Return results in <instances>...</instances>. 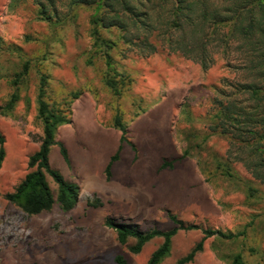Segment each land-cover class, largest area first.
Instances as JSON below:
<instances>
[{"label":"rangeland","instance_id":"rangeland-1","mask_svg":"<svg viewBox=\"0 0 264 264\" xmlns=\"http://www.w3.org/2000/svg\"><path fill=\"white\" fill-rule=\"evenodd\" d=\"M67 1L56 3L60 21L49 23L39 18L34 0H0V106L13 93L19 97L11 112L0 115V132L5 137L0 168V264H116L119 255L127 264H147L162 239H153L133 254L129 247L135 241L119 244L116 233L103 221L111 217L145 232L169 231L175 225L168 212L199 229L178 231L170 256L161 264H176L190 253L204 229L243 234L233 240L207 238L189 264H230L237 254L244 264H264V184L253 179L240 162L230 163L233 176H226L228 139L219 135L204 139L212 100L222 81H235L237 74L221 58L203 71L199 64L159 44L155 54L142 57L136 47L118 40V32L103 31L104 37L117 40L110 54L116 71L128 81L125 88L118 86L122 93L116 99L104 83L103 50L92 37L93 8L76 6L70 11ZM41 77L44 100L70 119L69 127L77 128L78 115L83 117L77 112L79 101H86L91 112L84 132L91 131L94 119L110 123L115 113L129 123L128 138L135 149L126 143L122 153L132 150L135 157L129 163L122 154L117 166L129 163V170L104 180L107 185H122L114 195L108 191L111 198L93 193L88 188L92 183L81 181L82 177L84 189L69 212L55 203L49 212L27 216L4 198L31 170L28 158L41 144L42 123L37 117ZM156 103L165 108L161 127L155 128V121L148 119L133 124ZM92 148L91 140L66 144L70 153V164H66L55 145L49 163L65 179L73 176L79 183L74 170L81 160L78 152ZM164 162L172 166L162 168ZM47 180L56 197V185ZM97 200L102 206L87 205Z\"/></svg>","mask_w":264,"mask_h":264},{"label":"trees","instance_id":"trees-1","mask_svg":"<svg viewBox=\"0 0 264 264\" xmlns=\"http://www.w3.org/2000/svg\"><path fill=\"white\" fill-rule=\"evenodd\" d=\"M40 19L54 23L60 21L56 3L60 0H34ZM67 7H91L90 18L94 44L103 50L107 66L104 83L116 99L128 84L127 76L115 69L110 52L117 48V40L106 38L103 31L115 30L118 40L136 47L138 55L150 56L158 50V44L168 52L199 64L207 71L221 58L229 71L237 74V80L222 81L218 96L212 100L206 117L207 140L212 135L223 136L229 141L225 174L232 177L230 163L240 162L252 178L264 184V0H68ZM72 17V16H71ZM64 18V17H63ZM159 42V43H158ZM24 66L22 75H25ZM116 77H120L118 81ZM121 85L122 89L118 88ZM44 78L41 77L37 93V117L42 123L43 137L39 149L28 158L31 169L4 198L27 216H36L52 210L55 203L64 212L71 211L78 202L80 187L65 179L51 167V147L59 146L60 154L67 164L70 159L65 146L55 141L58 127L70 124V119L44 100ZM76 98V97H75ZM19 101L13 93L0 115L11 112ZM112 126L122 133L121 142L135 145L128 138L127 122L115 113ZM5 137L0 132V168L5 157ZM120 150L111 157L105 175L111 176V165L119 159ZM164 162L162 168L171 167ZM56 185V197L47 178ZM250 191L253 189H249ZM88 206H102L100 200L88 201ZM175 227L169 231L157 228L142 231L137 225L106 217L103 225L116 233L119 244L129 240L133 254H139L153 239H162L161 245L151 254L147 264H161L170 256L172 239L178 231L199 229L187 225L176 215L168 212ZM203 238L176 264H189L203 250L207 238L218 237L233 240L243 233H224L221 230L204 229ZM116 264H127L123 256H117ZM230 264H244L237 254Z\"/></svg>","mask_w":264,"mask_h":264},{"label":"crops","instance_id":"crops-1","mask_svg":"<svg viewBox=\"0 0 264 264\" xmlns=\"http://www.w3.org/2000/svg\"><path fill=\"white\" fill-rule=\"evenodd\" d=\"M76 106L79 107V110L77 112L83 115V117L81 118L78 115L80 119L79 126H77V128L74 129L69 127L70 124H66L58 127L55 135V141L62 143L66 148V144L74 145L76 142L79 144L81 142H86L88 140H91L93 142V148L89 150L87 149L86 151L82 149L79 150L78 153H80L81 160L78 163L79 166H77V169H74L77 170L76 172L79 174V183L73 180V176L72 178H69V181L76 182L80 187V192L82 193L84 189V186H82L80 182V178L82 177L81 181H87L92 183L91 186H89L88 188L93 193H96L101 197L106 196L108 198H111L112 195H114L116 191H118L121 188L122 185L104 184V180L107 179L105 175V170L111 161V157L114 156L119 150H120L119 158L122 157V154H125L122 152L124 151L123 149L126 146V142H121L122 133L118 129H115L112 126V122L106 124L103 123L101 120L96 121L94 119V125L91 131L84 132L85 125H89L88 122L90 121V116H89V114L91 113L90 107L86 101L84 102L79 101ZM162 106H163L162 103L154 104L150 109L142 113V116L137 117L136 120L133 122V124L140 119H146V120L148 119L149 123L151 122V120L153 123L155 121L154 123L155 128L161 127L162 125L161 122H163V119L165 118L166 115L164 111L165 108H163ZM114 116L115 114L113 115V117ZM130 125L132 124L130 123ZM127 126H129V123L127 124ZM53 147H51V149ZM82 152L85 154L82 155ZM134 154L135 153H133L132 150L131 151L129 150L125 154L126 155L125 158L129 160V163H132V161H134V157H135ZM68 156L70 159L69 151H68ZM118 160L113 162L111 165V170H110L111 176L112 175L115 176V173H121L123 175L129 170V163L123 164L122 166H117L119 164ZM108 191H112L113 192L112 195H110Z\"/></svg>","mask_w":264,"mask_h":264}]
</instances>
